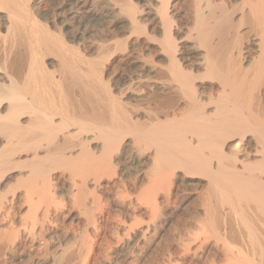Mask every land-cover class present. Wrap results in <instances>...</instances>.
<instances>
[{
  "label": "bare ground",
  "instance_id": "obj_1",
  "mask_svg": "<svg viewBox=\"0 0 264 264\" xmlns=\"http://www.w3.org/2000/svg\"><path fill=\"white\" fill-rule=\"evenodd\" d=\"M187 1L0 0V264H264V0Z\"/></svg>",
  "mask_w": 264,
  "mask_h": 264
},
{
  "label": "rangeland",
  "instance_id": "obj_2",
  "mask_svg": "<svg viewBox=\"0 0 264 264\" xmlns=\"http://www.w3.org/2000/svg\"><path fill=\"white\" fill-rule=\"evenodd\" d=\"M188 1H190V0H188ZM93 54H94V52H93ZM66 200L67 201H65L63 203H64V205L66 203V205L64 207L66 209H68L67 208L68 207L67 204L69 205V203H68V199H66ZM70 206L71 205H69V209H70ZM113 209L114 208L112 207L111 208V214L109 215L108 220L105 223L106 224L105 226H107V227H105V230H104V233H105L106 236H109L110 234L111 235H114L113 234L114 229L112 227H110V226H113V224H115L116 220H118V218L120 219L122 217V215L125 214V213H122V214L121 213H117L116 214V210L115 209L113 210ZM71 211L73 213H75V214L78 213V211H77L76 208H72ZM131 215H128V216H130V219H132L131 220L132 222L135 221V222L138 223V221H141V223L139 222L140 223L139 225L141 227L142 226L144 227V225L147 222L146 219H145V217L143 218L139 213H137V215L135 216V218H133ZM181 215H178L176 217H173L174 220L172 221V223L174 225L172 223H170L171 225L169 224V226H167L168 229L166 228L164 230L165 233L163 232V233H159L156 236H152L151 238H152L153 241L150 242V244H148V245L146 244V241L143 242V243H140L138 245V247L133 248V252L131 253L130 258L129 257H123L121 263H119V264H168L169 263L168 261L172 262L171 259L174 260L175 258H177V254H174V253H177L176 252L177 251V248H176V246H177L176 244L177 243L176 242H179V241H177V239H175V238H177V235L178 234H182L183 236L182 235L181 236L183 238H184V235L187 238V235L186 234H189L190 235V233H191V235H193V232L197 229L196 222H197L198 219L196 218V216H194L192 213H184V214H181ZM124 217L125 216L123 215V218ZM78 218H79L77 220L78 222L77 223L76 222L72 223L71 224L72 226H70L69 223L67 224V221H66L65 224H66L67 227L65 226V228H64V226L62 227V225L60 223L61 220H58V222L56 224H54V226L56 227L55 228L56 231H53L54 233L51 232L54 235H56V234L58 235V236L56 235L54 237V239L56 237H57V239L60 238L61 237V233H64L65 230L67 231L68 229H70V232L72 231V232L75 233V231L77 232V230L79 231L80 229H82V223H83V220H84V215L83 214L81 215V213H80V215L78 214ZM174 221H176V222L174 223ZM183 222H184V224H183ZM73 227H74V229H73ZM186 229H187V231H186ZM58 233H60V234H58ZM152 234H155V233L152 232L151 235ZM59 235H60V237H59ZM149 235H147L148 236V239L150 238ZM211 238H212V236H211ZM54 239H53V241H54ZM55 241H56V239H55ZM113 242L111 244H109V246L108 245L101 246V247H104V248H101L100 250H101V252L103 251V253H104L105 256H106V253L107 252H110L111 251L112 247L114 248L115 246H117V244H119L115 240ZM180 243H182V242L180 241ZM179 244H178V246H179ZM210 252L211 251H209V253ZM207 253H208V251L205 252L204 255L207 256L209 254V253L208 254ZM203 258H205V257L203 256ZM205 260H202V259L201 260H198L195 264H198V263L199 264H202V262L205 261ZM175 262H173V263H175ZM205 262H204V264H205ZM173 263H170V264H173Z\"/></svg>",
  "mask_w": 264,
  "mask_h": 264
}]
</instances>
